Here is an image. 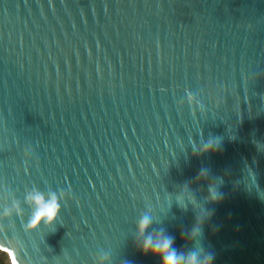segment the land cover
Returning <instances> with one entry per match:
<instances>
[{
	"label": "water",
	"instance_id": "water-1",
	"mask_svg": "<svg viewBox=\"0 0 264 264\" xmlns=\"http://www.w3.org/2000/svg\"><path fill=\"white\" fill-rule=\"evenodd\" d=\"M149 235L264 264V0H0V250L161 264Z\"/></svg>",
	"mask_w": 264,
	"mask_h": 264
},
{
	"label": "clouds",
	"instance_id": "clouds-1",
	"mask_svg": "<svg viewBox=\"0 0 264 264\" xmlns=\"http://www.w3.org/2000/svg\"><path fill=\"white\" fill-rule=\"evenodd\" d=\"M213 151L211 144L206 145L201 149V153H206ZM211 200L210 202H219V194L210 189ZM34 203L36 204V211L33 215L32 226H36L41 220L45 222L46 225L50 224L56 217L59 210V205L55 196H52L47 202L40 195L34 198ZM199 223V222H198ZM149 226V219L147 217L143 218L138 225V235H143L145 230ZM199 231V227L193 229L191 237L194 238L196 233ZM141 254H150L153 256H158L161 260V264H198L197 256L195 253L191 254L186 261H184L183 256H178L176 251L172 249V239L165 237L161 239L156 237L155 239L149 235L144 239L143 244L139 248ZM211 257H206L203 264H211Z\"/></svg>",
	"mask_w": 264,
	"mask_h": 264
},
{
	"label": "rangeland",
	"instance_id": "rangeland-1",
	"mask_svg": "<svg viewBox=\"0 0 264 264\" xmlns=\"http://www.w3.org/2000/svg\"><path fill=\"white\" fill-rule=\"evenodd\" d=\"M0 264H11L8 254L2 250H0Z\"/></svg>",
	"mask_w": 264,
	"mask_h": 264
},
{
	"label": "bare ground",
	"instance_id": "bare-ground-1",
	"mask_svg": "<svg viewBox=\"0 0 264 264\" xmlns=\"http://www.w3.org/2000/svg\"><path fill=\"white\" fill-rule=\"evenodd\" d=\"M13 264V263H12Z\"/></svg>",
	"mask_w": 264,
	"mask_h": 264
}]
</instances>
